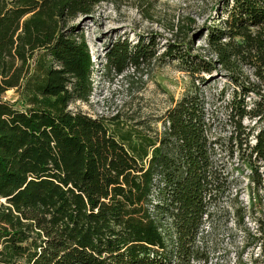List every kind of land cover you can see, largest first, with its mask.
I'll return each instance as SVG.
<instances>
[{
    "label": "trees",
    "instance_id": "trees-1",
    "mask_svg": "<svg viewBox=\"0 0 264 264\" xmlns=\"http://www.w3.org/2000/svg\"><path fill=\"white\" fill-rule=\"evenodd\" d=\"M105 1L0 0V264H209L206 229L229 213L231 167L264 190V0H220L202 46L167 44L160 57L180 62L193 87L155 136L70 109L93 92L91 53L71 22ZM154 55L116 44L107 67L121 74ZM219 69L235 86L224 118L197 84ZM233 207L244 238L234 264H264V218L251 230L250 212Z\"/></svg>",
    "mask_w": 264,
    "mask_h": 264
},
{
    "label": "rangeland",
    "instance_id": "rangeland-1",
    "mask_svg": "<svg viewBox=\"0 0 264 264\" xmlns=\"http://www.w3.org/2000/svg\"><path fill=\"white\" fill-rule=\"evenodd\" d=\"M220 5V0H108L98 5L92 14L73 20L71 26L78 35H84L91 53L93 92L89 101H74L70 109L93 117H117L151 136L161 132V120L166 111L193 87L192 77L180 62L161 58V53L169 42L188 47L189 41L194 40L195 48L202 46L204 39L198 36L215 20ZM116 44H128L132 50L138 45L145 46L155 55L141 66L128 67L120 74L107 67L108 52ZM241 70L243 77L257 80L253 68ZM227 74L219 69L211 76L205 75L207 83L202 85L197 81L208 111L216 108L223 118L226 116L224 106L235 89ZM222 90L225 92L223 98ZM3 96L12 102L19 98L15 90ZM247 100L251 102V98ZM245 123L253 125L250 120ZM234 166L231 167L230 198L224 199L229 213L217 216L215 229H206L209 232V264H234L235 252L242 250L243 233L234 224L233 206L246 207L250 212L245 222L251 230L256 228L255 218H264V190L253 188L247 169L236 170ZM253 253L249 249L244 259L250 260Z\"/></svg>",
    "mask_w": 264,
    "mask_h": 264
}]
</instances>
